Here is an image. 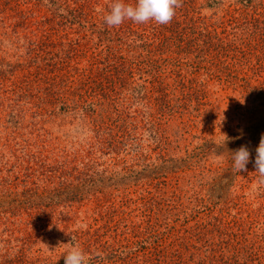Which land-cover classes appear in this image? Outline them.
Here are the masks:
<instances>
[{
  "label": "rangeland",
  "instance_id": "rangeland-1",
  "mask_svg": "<svg viewBox=\"0 0 264 264\" xmlns=\"http://www.w3.org/2000/svg\"><path fill=\"white\" fill-rule=\"evenodd\" d=\"M110 3L0 0V264H64L73 246L145 264L220 216L264 240V0L118 27Z\"/></svg>",
  "mask_w": 264,
  "mask_h": 264
},
{
  "label": "trees",
  "instance_id": "trees-1",
  "mask_svg": "<svg viewBox=\"0 0 264 264\" xmlns=\"http://www.w3.org/2000/svg\"><path fill=\"white\" fill-rule=\"evenodd\" d=\"M245 4L252 0H244ZM164 25V24H163ZM124 30V28H121ZM130 31V29H129ZM156 33V32H155ZM135 40L144 41L145 35L134 33ZM133 43V40H132ZM134 44V43H133ZM264 97V94H262ZM264 127V121L250 128ZM249 129V130H250ZM251 132V131H250ZM197 240L190 243L179 238L145 257V264H264V240L248 238L239 225L228 224L223 216L196 223ZM165 251V254H164Z\"/></svg>",
  "mask_w": 264,
  "mask_h": 264
},
{
  "label": "clouds",
  "instance_id": "clouds-1",
  "mask_svg": "<svg viewBox=\"0 0 264 264\" xmlns=\"http://www.w3.org/2000/svg\"><path fill=\"white\" fill-rule=\"evenodd\" d=\"M180 6L181 0H135L134 5L125 3V0H111L109 11L103 17V21L109 27H118L125 20L140 24L154 21L156 24L163 25L173 19L175 10ZM255 152V169L261 176H264V134L261 135ZM249 160V149L242 145L234 151V170L246 171ZM63 257L64 264H87V257L78 246L71 247Z\"/></svg>",
  "mask_w": 264,
  "mask_h": 264
}]
</instances>
